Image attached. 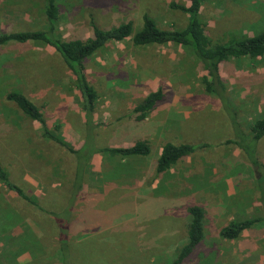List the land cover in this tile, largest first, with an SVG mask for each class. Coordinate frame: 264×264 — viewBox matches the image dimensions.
<instances>
[{
	"label": "rangeland",
	"instance_id": "374dc122",
	"mask_svg": "<svg viewBox=\"0 0 264 264\" xmlns=\"http://www.w3.org/2000/svg\"><path fill=\"white\" fill-rule=\"evenodd\" d=\"M57 3L54 36L63 40L89 38L91 21L101 29L132 21L135 31L144 14L163 30H180L188 22L187 14L170 8L188 7L186 0ZM44 6L45 0H0V34L47 30ZM199 19L213 42L252 37L264 31V0H208ZM87 63L85 73L99 97L96 148L144 140L153 154L100 152L88 162L80 97L60 56L47 45L0 47V163L9 181L37 202L21 200L0 183V264H167L186 243L187 209L193 205L204 210V237L184 264H264L263 224L235 240L219 236L233 221L264 216L232 127L234 120L249 136L250 125L264 117V57L220 65L223 99L204 92L202 65L181 46L134 47L127 40L107 45ZM159 90L162 100L136 122L135 105ZM11 91L42 111L52 133L74 149L84 147L81 157L44 139L40 125L6 100ZM166 142L198 149L157 175V154ZM255 155L264 166V139ZM76 185L82 189L74 197ZM58 217L66 226L64 262Z\"/></svg>",
	"mask_w": 264,
	"mask_h": 264
},
{
	"label": "trees",
	"instance_id": "16d2710c",
	"mask_svg": "<svg viewBox=\"0 0 264 264\" xmlns=\"http://www.w3.org/2000/svg\"><path fill=\"white\" fill-rule=\"evenodd\" d=\"M189 6L170 4V8L179 10L188 15V22L180 30L160 29L154 19L147 14L141 17V27L135 31L134 22L126 21L110 29H101L93 21L90 22L91 36L85 40L71 39L63 40L54 36L55 25L59 19L60 9L57 0H45L44 15L47 21V30L22 31L0 34V47L9 44H39L52 47L60 56L64 65L73 78V85L80 97L81 110L84 115V126L86 128L87 142L84 147H90L87 161L96 153H108L121 157H148L153 154V147L148 141H136L127 148H96L95 112L98 102V93L91 84L85 73L87 62L97 53L102 51L111 43H122L130 40L134 47L177 45L190 49L193 56L200 62L205 74L201 77V84L207 95L223 99L224 86L219 73L221 64L230 59L239 60L247 58L255 60L264 57V31L252 37H232L226 42H213L205 33L204 26L199 19L202 5L208 0H186ZM163 98L162 91L149 93L142 101L135 105L132 110L134 120L138 123L147 119L148 114L153 111L155 105ZM6 100L14 104L18 110L30 121L37 122L42 130V137L53 142L75 157H81L82 149H74L61 137L52 133L47 125L42 111L20 91H11L6 95ZM232 127L236 137V145L242 149L249 162L253 179L256 182L260 200L264 205V166L258 162L255 155V147L264 139V117L254 121L249 128V136H246L238 124L232 120ZM198 146L191 144L174 145L166 142L161 146L160 155L156 161V174L169 171L172 166L184 158L194 154ZM77 175V174H76ZM77 176L75 177V179ZM0 183L8 190L14 192L17 197L27 203L36 206L37 202L23 192L20 188L9 181L8 172L0 163ZM73 196L80 193L81 185H76ZM73 200V199H72ZM71 200V201H72ZM72 203V202H71ZM71 210L66 211V213ZM190 222L186 230V243L175 253L167 264H184L198 249L204 237V210L196 205L187 209ZM63 218L58 217L60 227V250L63 253L62 262L67 257L68 247L65 237L66 226ZM257 224L264 225V216L261 218L233 221L222 228L219 236L225 240H235L239 235ZM65 256V257H64Z\"/></svg>",
	"mask_w": 264,
	"mask_h": 264
},
{
	"label": "crops",
	"instance_id": "0c3cea01",
	"mask_svg": "<svg viewBox=\"0 0 264 264\" xmlns=\"http://www.w3.org/2000/svg\"><path fill=\"white\" fill-rule=\"evenodd\" d=\"M160 152H161V148H160V150H159V152H158V154H157V158H158V156L160 155Z\"/></svg>",
	"mask_w": 264,
	"mask_h": 264
}]
</instances>
